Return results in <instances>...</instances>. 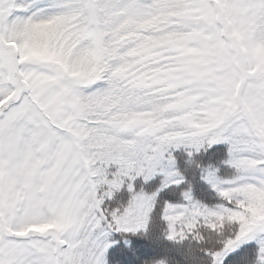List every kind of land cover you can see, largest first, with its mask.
Listing matches in <instances>:
<instances>
[{
  "label": "snow or ice",
  "instance_id": "1",
  "mask_svg": "<svg viewBox=\"0 0 264 264\" xmlns=\"http://www.w3.org/2000/svg\"><path fill=\"white\" fill-rule=\"evenodd\" d=\"M0 264H264V0H0Z\"/></svg>",
  "mask_w": 264,
  "mask_h": 264
}]
</instances>
